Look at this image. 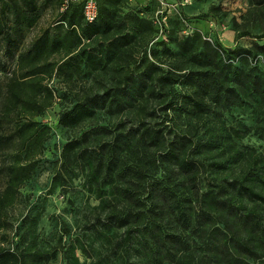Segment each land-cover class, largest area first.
<instances>
[{
  "label": "trees",
  "instance_id": "obj_1",
  "mask_svg": "<svg viewBox=\"0 0 264 264\" xmlns=\"http://www.w3.org/2000/svg\"><path fill=\"white\" fill-rule=\"evenodd\" d=\"M125 1L98 0L97 19L87 24L81 4L61 12L60 0H0V38L10 57L25 30L46 11L55 13L0 82V264L55 258L40 250L27 228L36 226L38 214L23 218L11 235L7 211L19 202L50 139V128L36 118L53 103L51 78L69 85L83 73L97 79L102 72L110 75L101 92L80 97L58 116L60 126L80 134L62 146L56 171H84L97 186L91 228L104 241L102 253L120 264L131 257L144 264H247L229 247L235 239L234 252L255 254L251 237L264 235L256 206H264V156L242 160L237 141L245 134L228 126L224 113L253 101L264 132V45L223 48L199 31L185 35L186 29L171 37L163 23L160 34L154 15L119 23L114 15ZM251 6L264 19V0H250L248 16ZM233 26L238 37L251 35ZM154 34L161 41L130 67L128 48L138 41L153 45ZM97 110L131 120L81 130ZM215 156L232 161L236 171L225 176L209 170L222 166L211 163Z\"/></svg>",
  "mask_w": 264,
  "mask_h": 264
},
{
  "label": "rangeland",
  "instance_id": "obj_2",
  "mask_svg": "<svg viewBox=\"0 0 264 264\" xmlns=\"http://www.w3.org/2000/svg\"><path fill=\"white\" fill-rule=\"evenodd\" d=\"M179 2L180 0H164L163 4H160L158 2L148 3L144 0H126L115 13L114 18L119 23L123 20L124 22L131 20L133 16L150 20L156 11H160L162 17H166L163 26L166 28L167 35L171 37L182 36V30L186 29L188 34L199 31L207 39L216 40L223 48H249L254 43L264 45V37L261 40L255 38L264 33V19L254 11L257 9L256 6H251L253 15L248 16L250 0H191L187 3L182 1V4ZM211 6L215 9L211 11L210 16L199 19L200 16L208 13ZM262 11L264 13V7ZM54 17L55 13L50 9L36 24L25 30L17 40V48H12L11 57L5 43L0 38V82L14 67L17 54L43 29L48 28L53 23ZM234 24L250 30L251 35L238 37L239 34ZM153 36L155 38L153 45L151 41L147 46L138 41L128 48L124 61H128L130 67L139 53L149 54L155 42L161 41L158 34ZM170 46L173 48V44ZM104 73L102 72L97 79L93 74L83 73L69 85L56 77L51 78L49 86L54 91L53 103L43 115L36 118L37 121L50 128V139L45 144V150L35 175L20 190L19 202L7 211L11 235H14L15 230L19 228L23 218L39 215L36 226L27 228L35 237L40 250L47 253L55 252V258L48 264H92L98 259H101L100 264H120L116 257L107 258L102 253L104 241L91 228L97 213L95 210L98 205L97 186L86 178V172L77 169H74L71 176L56 175L62 146L70 137L80 134L78 130H68L60 126L58 116L60 112L69 109L80 97L100 93L110 75ZM255 110L256 103L250 101L246 105L233 107L224 113L226 124L238 128L245 134L243 139L237 141V145L244 152L242 159L244 162H251L256 155L264 156V132L257 125ZM122 120L128 124L131 115L127 117L123 114L107 115L106 112L97 110L93 117L81 126V130H87L96 125L114 127ZM212 160L216 161L211 163L219 162L222 166L216 165L209 170L223 172L225 176L236 171L235 165L229 159L224 161L215 156ZM3 185L4 180L0 176V190ZM245 204L247 208L252 207L250 202L246 201ZM256 206L264 220V206ZM222 235L220 239L223 238ZM237 237L238 241L244 238L242 233H237ZM250 244L255 252L253 255L234 252L235 239L229 247L232 248L233 254L239 255L242 262L264 264V235L259 236L258 240L252 236ZM197 251L199 254V250ZM248 256L252 258L247 259ZM128 264L144 263L131 257Z\"/></svg>",
  "mask_w": 264,
  "mask_h": 264
},
{
  "label": "built area",
  "instance_id": "obj_3",
  "mask_svg": "<svg viewBox=\"0 0 264 264\" xmlns=\"http://www.w3.org/2000/svg\"><path fill=\"white\" fill-rule=\"evenodd\" d=\"M144 1H146V2L156 1L160 4H163L164 0H144ZM182 1L184 3H187L188 1H191V0H180L179 4H182L181 3ZM97 2H98V0H60V11L63 12L70 5L81 4L82 16H83L84 22L87 24H92L96 21L97 16H98ZM154 18H155V23L160 26L159 28H160V34H161L162 33L161 23L164 24L166 17L165 16L162 17V14L160 13V11H156L154 14ZM184 34H186V35L188 34L187 30H184Z\"/></svg>",
  "mask_w": 264,
  "mask_h": 264
}]
</instances>
